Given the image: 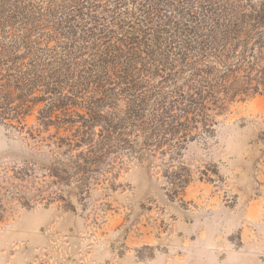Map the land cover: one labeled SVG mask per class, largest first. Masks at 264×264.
<instances>
[{
    "label": "trees",
    "instance_id": "1",
    "mask_svg": "<svg viewBox=\"0 0 264 264\" xmlns=\"http://www.w3.org/2000/svg\"><path fill=\"white\" fill-rule=\"evenodd\" d=\"M256 96L264 0H0V124L49 142L55 184L95 186Z\"/></svg>",
    "mask_w": 264,
    "mask_h": 264
},
{
    "label": "rangeland",
    "instance_id": "2",
    "mask_svg": "<svg viewBox=\"0 0 264 264\" xmlns=\"http://www.w3.org/2000/svg\"><path fill=\"white\" fill-rule=\"evenodd\" d=\"M192 137L78 191L47 176L49 142L0 124V264H264V96Z\"/></svg>",
    "mask_w": 264,
    "mask_h": 264
}]
</instances>
